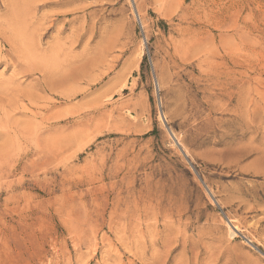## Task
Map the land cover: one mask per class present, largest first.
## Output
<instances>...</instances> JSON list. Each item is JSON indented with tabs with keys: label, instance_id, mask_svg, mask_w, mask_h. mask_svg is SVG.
Wrapping results in <instances>:
<instances>
[{
	"label": "rangeland",
	"instance_id": "rangeland-1",
	"mask_svg": "<svg viewBox=\"0 0 264 264\" xmlns=\"http://www.w3.org/2000/svg\"><path fill=\"white\" fill-rule=\"evenodd\" d=\"M0 264H264V0H0Z\"/></svg>",
	"mask_w": 264,
	"mask_h": 264
},
{
	"label": "bare ground",
	"instance_id": "bare-ground-1",
	"mask_svg": "<svg viewBox=\"0 0 264 264\" xmlns=\"http://www.w3.org/2000/svg\"><path fill=\"white\" fill-rule=\"evenodd\" d=\"M15 36V35H14ZM29 60V59H28ZM39 69V68H38ZM41 73V72H40ZM25 83V82H24ZM42 86V85H41ZM35 88V87H34ZM49 127V126H48Z\"/></svg>",
	"mask_w": 264,
	"mask_h": 264
}]
</instances>
